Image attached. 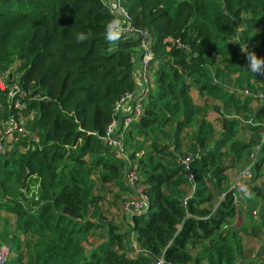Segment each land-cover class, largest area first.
I'll return each instance as SVG.
<instances>
[{
	"label": "trees",
	"instance_id": "trees-1",
	"mask_svg": "<svg viewBox=\"0 0 264 264\" xmlns=\"http://www.w3.org/2000/svg\"><path fill=\"white\" fill-rule=\"evenodd\" d=\"M121 2L139 31L110 45L105 28L115 15L104 0H0V127L15 112L32 117L16 147L0 154V219L3 211L16 217L15 233L0 231V244L10 246L3 264H155L159 257L165 264H264V243L263 259L244 260L245 228L231 225L238 205L229 192V172L249 165L256 152L251 180L264 168V100L255 107L260 100L243 93L257 94L254 81L264 75L247 68L240 48L264 54V0ZM80 32L89 38L78 41ZM144 32L153 87L124 131L150 203L122 231L103 215L96 186L130 191L127 163L102 138L116 103L137 89ZM13 82L28 93L19 110L7 96ZM193 88L217 103H196ZM214 109L228 116L220 130L208 119ZM190 172L196 188L184 203ZM9 176L25 189L10 196ZM251 180L246 195L261 203L258 236L264 184ZM99 229L104 237L89 251L84 241ZM132 232L140 253L131 254Z\"/></svg>",
	"mask_w": 264,
	"mask_h": 264
},
{
	"label": "built area",
	"instance_id": "built-area-1",
	"mask_svg": "<svg viewBox=\"0 0 264 264\" xmlns=\"http://www.w3.org/2000/svg\"><path fill=\"white\" fill-rule=\"evenodd\" d=\"M104 1L109 5L110 11L115 15V19L118 18L121 24L126 29V31L124 32L125 35H135L139 31L132 26L131 18L126 8L123 6L121 0ZM141 35L144 38L142 42V50L144 54L141 60L135 62V64L139 65V70L137 74L134 75L135 80L137 82V89L136 91L125 93L121 97V99L116 103L114 109V120L109 124L106 130V134L102 138L103 141L109 147H111L114 154L127 163L124 179L129 188L135 190L136 193L135 198L129 199L124 203L123 211L128 215H132L134 213H142L146 211L150 203V197L147 194L145 188L146 186L144 188H137L139 183H142V178L139 173L138 165L134 164L129 153L126 151L124 135L121 132V129L123 131L126 130L132 121L138 120L142 115V101L147 95L146 93L151 82L152 68L150 65V61L153 59L154 55L150 49V41L147 40L148 33L144 32L141 33ZM243 93L245 95H251L253 97L264 99V91L254 94L246 89L243 90ZM26 95H28V93L23 91L22 86L18 82H13L9 86L7 91V96L11 101L12 105L14 106V109L16 110L24 108L22 98ZM124 114L125 117L122 118V115ZM16 116L17 112L12 113L9 119L4 122L3 126L0 129V154L6 151V142L9 138L13 137V139H16L18 136L25 135L27 133V129L23 120L18 119ZM258 148L259 147H257V151ZM256 157L257 152L253 155L252 162L245 168L240 170L237 173L233 182L230 184L229 192L232 193L233 201L236 205L240 204L241 199L250 190L249 181L253 176V166L255 164ZM188 160V158L183 159L182 163H184L187 169L189 170ZM189 181L192 186L190 192L184 198V203H187L189 201V199L194 194L196 188L194 176L191 172L189 174ZM225 197L226 193H223L221 195V200ZM129 239L132 248L131 254L140 253L142 250L138 242L135 240L134 233H131L129 235ZM155 264H165V262L162 257H159L156 259Z\"/></svg>",
	"mask_w": 264,
	"mask_h": 264
},
{
	"label": "rangeland",
	"instance_id": "rangeland-1",
	"mask_svg": "<svg viewBox=\"0 0 264 264\" xmlns=\"http://www.w3.org/2000/svg\"><path fill=\"white\" fill-rule=\"evenodd\" d=\"M14 69H16V66L13 67V70ZM151 74H153V71ZM5 79H6L5 77L3 78L2 76H0V81H4ZM152 80H153V77L151 76V82H150L151 87H153V81ZM2 87L4 88L3 84H2ZM261 90H262V88L259 90V92H261ZM191 95H192L194 101L196 103H199V104H204L208 101L210 102V105L217 103L215 98L208 97L207 95H201L200 92L196 88H193L191 90ZM254 99L262 100V101H257V100L254 101L253 104L255 107L260 106L264 100V99H260V98H254ZM232 115H234V112L232 113ZM21 116L23 117V118H21V120H23L24 123H27V121L31 120V118H32L30 115L24 114V113H21ZM226 117H228V116L223 115V114L222 115L218 114V112L215 111V109H214V111H211L208 114V119L214 123V125L216 126V128L218 130H220L222 128V126H225L224 121L226 120ZM221 119H223V122L221 121ZM0 129H1V127H0ZM121 132L123 133L124 139H125L126 138L125 131H123L121 129ZM240 134H242V138H244V139L245 138L248 139L251 136V133H249L247 131L244 132V130ZM190 136H191V129H186L184 134H183V139L187 143V146L189 145L188 143H189ZM17 144H18L17 140L13 139V137L9 138L6 142L5 154L9 153L11 150H13ZM125 147H126V151L131 156L130 148L127 147L126 145H125ZM19 149L22 152H24L27 148L23 147L22 145H19ZM139 155H141V153ZM131 159L134 162V164L137 165L138 157L135 159H133V158H131ZM247 164H248V162L244 163L239 168L240 169L245 168V166ZM240 169H238V168L233 169V171H235L236 173L235 172L234 173L237 174ZM141 178L143 180L144 177L141 175ZM253 178L255 179V172L253 173ZM8 179H9V182H8L9 185L7 184L5 186V189L10 187V190H11L10 196L16 195V193H19L20 190L22 192L25 189L23 183L19 184L13 177L9 176ZM93 179L95 181H97L98 175H94ZM262 179H264V168L262 170L260 180L259 179H257L256 181L251 180L252 186H253V183H254V185H257V183L260 184V182H261V184H264V180H262ZM145 186H146L145 184L143 185L142 183H139L137 188L138 187L144 188ZM129 189H130V191H128V192H121L118 187H112L110 189H107V188L102 189L99 184L96 186V193L99 196H101V198H102L101 207H102L103 215L106 217V219L113 221L117 224L123 225L122 231H127L129 229L130 225H129L128 221L131 220L130 215L126 214L123 211L124 203L126 201H128L129 199H133L136 197L135 190H132V188H129ZM29 195L31 196V193ZM19 197H21V195H19ZM253 197H256V196L254 194L252 195V192H251L248 195H246L244 198L241 199L240 204L237 206L236 217L232 221L234 223V225L237 226V228L243 227V226L245 228V230L243 231V234H242V238H243V244H244L243 257H244V260H246V261L263 259V257H261L259 253H260L261 247L264 243V232L258 236H256L253 232L254 227L256 229H259L256 223H257V220H259V208L261 206V203H260V201L258 203L253 202V199H254ZM5 218L10 221V222H8L10 224L8 225V227L4 228L2 231L8 230L10 232L12 231L11 233H15L13 231H14V227H15L16 217L13 214H9ZM103 237H104V235H103V232L101 231V229L96 230V231H94L92 236H90L87 240L84 241V246H86V248L90 251L103 239ZM1 252H2V254H5L4 256H0V258L4 257L3 258L4 259L3 263H4L8 254L10 253V246L8 243L2 244V245L0 244V253Z\"/></svg>",
	"mask_w": 264,
	"mask_h": 264
},
{
	"label": "clouds",
	"instance_id": "clouds-1",
	"mask_svg": "<svg viewBox=\"0 0 264 264\" xmlns=\"http://www.w3.org/2000/svg\"><path fill=\"white\" fill-rule=\"evenodd\" d=\"M126 29L121 24L118 18L113 19L109 22V24L105 28V40L108 44H115L124 34ZM90 36V33L80 32L77 34L76 39L80 42L87 40ZM235 43H239V41H233ZM241 45V53L245 55L246 58V66L247 68L256 73L257 75H264V58L259 57L256 52L250 51Z\"/></svg>",
	"mask_w": 264,
	"mask_h": 264
},
{
	"label": "crops",
	"instance_id": "crops-1",
	"mask_svg": "<svg viewBox=\"0 0 264 264\" xmlns=\"http://www.w3.org/2000/svg\"><path fill=\"white\" fill-rule=\"evenodd\" d=\"M241 48V47H240ZM262 58H264V54L262 55ZM138 70H139V65L138 64H135V68H134V75L135 74H137V72H138ZM236 76H238V74H235L233 77L235 78ZM252 81H254V80H252ZM254 83L256 84V86H259L260 88L258 89V93H260L259 92V90L262 88V90H261V92L262 91H264V82L262 81V80H256V81H254ZM194 96V95H193ZM259 100V99H258ZM260 101H262V100H260ZM258 103V102H257ZM254 105V104H253ZM125 117V114L124 115H122V118H124ZM247 132H249V131H247ZM250 133V132H249ZM247 135V134H246ZM235 171H233V170H231L230 172H229V185L233 182V180L235 179V177H236V175L237 174H235L234 173ZM10 213H7V212H5V211H3V212H1V216H2V218L0 219V231L1 230H3L4 228H6V227H8V225L10 224V223H8V222H10L9 220H7V219H4L6 216H8ZM231 225L232 226H235L234 225V223H231Z\"/></svg>",
	"mask_w": 264,
	"mask_h": 264
},
{
	"label": "water",
	"instance_id": "water-1",
	"mask_svg": "<svg viewBox=\"0 0 264 264\" xmlns=\"http://www.w3.org/2000/svg\"><path fill=\"white\" fill-rule=\"evenodd\" d=\"M224 124L226 126V121H224ZM4 259L0 258V264H3Z\"/></svg>",
	"mask_w": 264,
	"mask_h": 264
},
{
	"label": "bare ground",
	"instance_id": "bare-ground-1",
	"mask_svg": "<svg viewBox=\"0 0 264 264\" xmlns=\"http://www.w3.org/2000/svg\"><path fill=\"white\" fill-rule=\"evenodd\" d=\"M0 256H4V254L1 253ZM3 258H4V257H3ZM3 258H2V259H3Z\"/></svg>",
	"mask_w": 264,
	"mask_h": 264
}]
</instances>
